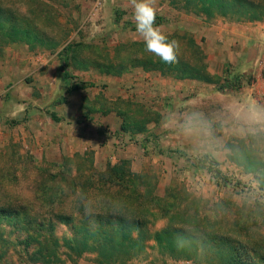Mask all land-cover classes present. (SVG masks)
Segmentation results:
<instances>
[{"label": "rangeland", "instance_id": "obj_1", "mask_svg": "<svg viewBox=\"0 0 264 264\" xmlns=\"http://www.w3.org/2000/svg\"><path fill=\"white\" fill-rule=\"evenodd\" d=\"M0 3L42 37L31 45L0 43V200L15 199L34 208L37 215L32 214L45 227L31 232V238L41 235L59 242L56 257L46 264L97 260V252L72 259L64 242L74 237V229L58 222L55 214L72 216L80 224V208L107 199L109 192L95 185L112 182L115 166L145 178L139 181L141 200L124 190L111 194L120 195L114 205L127 211L139 208L147 216L149 233L166 230L172 217L182 215L192 232L230 237L233 246L261 260L254 252L264 256V110L250 111L243 96L257 78L246 71L243 86L227 90L240 96L236 103L230 101L235 109L216 113L212 102L199 101L192 83L194 107L188 111L182 96L174 99L163 92L175 83L182 87L183 80L168 85L162 72L183 65L194 71L202 65L208 74H218L220 65L210 57L209 45L214 24L264 23L263 1L255 10L260 18L252 20L240 13L209 18L187 0H155L154 26L179 45L174 65L145 50L131 0ZM1 63L9 69L2 70ZM261 63L258 71L264 75ZM229 66L235 67L226 63V72ZM234 73L243 74V69ZM74 86L82 89L69 93ZM243 154L248 156L244 160ZM207 156L219 163L227 183L214 179L203 165ZM87 187V192L80 190ZM45 192L55 196V203L47 201ZM168 204L173 206L166 211ZM190 217H199L201 230L185 220ZM2 230L7 241L0 245V264H43L33 260L38 240L27 242L28 235L14 233L7 222ZM132 237H138L136 231ZM213 244L200 247L194 259L177 261L151 239L146 251L127 264H220Z\"/></svg>", "mask_w": 264, "mask_h": 264}, {"label": "trees", "instance_id": "obj_2", "mask_svg": "<svg viewBox=\"0 0 264 264\" xmlns=\"http://www.w3.org/2000/svg\"><path fill=\"white\" fill-rule=\"evenodd\" d=\"M261 1L264 2V0ZM261 1L187 0V3L209 18L240 13L254 20L260 18L258 15H255V10L260 7L257 2ZM198 8L200 10H198ZM33 41L42 42V37L38 31L30 25L16 20L14 16H12L11 11L6 9L3 3H0V43L6 44L15 42L31 45ZM65 65H67V60H65ZM200 67L194 68L196 69L194 71L199 72H194L190 67H184L183 65L181 70H171L162 72V74L165 77L172 76L176 79H200L205 82H211L213 77H209V74L206 72L207 67L202 65H200ZM64 74L67 78V69L64 70ZM227 76L221 88L222 90H236L243 86L244 76L232 78L229 76V72H227ZM81 89L82 88L79 86H74L70 88L69 93ZM232 150L234 153L238 151L237 147H234ZM245 153L248 152L244 151V154ZM244 154L240 157L242 160L245 159L244 157L246 155ZM232 159H234V157ZM203 165L207 167L214 179L227 183V179L219 168L218 162L207 156L204 158ZM110 172L114 175L112 182L108 183L106 186L95 185L96 189L109 192L107 199L104 198V200L98 203L95 202L94 206L89 205L88 207L83 206V208H80V210L83 211L81 213L83 219L80 224H75V220L72 216L62 215L60 213L55 214V218L58 222L63 225H69L74 229V237L65 239L64 242V247L69 251V255L72 259L76 258L77 260L87 253L97 252L98 257L96 261L100 264H127L131 260L141 256L147 249V242L152 239L158 243L163 251L177 261L194 259L198 255L200 247L207 248L208 244L214 243L211 249L215 250L216 257L220 264H264V256L262 254L253 251L256 256L260 255L258 258L261 260H252L249 252L244 248L241 249L233 246L230 237L221 236L220 233L203 235L192 232L187 227L186 222L182 220V215L172 217L170 226L166 230L156 233L155 235L149 233L146 226L147 216H145L139 208L127 211L123 207L119 208L114 205L113 202H115V204L119 202L118 199L120 195L111 194V192L115 190H124L126 193L127 191L131 192L135 200H141L143 195L139 181L145 178L137 175L134 176L130 172L127 173L119 166L111 168ZM80 190L87 192L89 188H81ZM45 197L48 202L52 201V203H55V196L51 195L49 192H45ZM172 206L173 205L170 206L168 204V210L166 208H164V210L169 211V208ZM90 208H94L92 212ZM31 210L37 215L34 208L18 203L15 199L2 198V200H0V245L7 241L3 238L5 232L2 230L3 225L7 222L15 229L14 233L24 232L27 234V242L34 241L35 243V241L38 240V254L36 255L37 258L33 260L46 264L52 261V257H56L54 250L55 248H59V242L54 241L50 243V238L41 235L39 238H31V232L36 234V230H43L45 227L44 222H41L37 216L33 215ZM185 220L189 223H193L192 225L196 227L197 230H201V224L198 221L199 217H190V220L188 218ZM133 231H136L138 237H132ZM92 240H96L97 245L92 246L90 244Z\"/></svg>", "mask_w": 264, "mask_h": 264}, {"label": "crops", "instance_id": "obj_3", "mask_svg": "<svg viewBox=\"0 0 264 264\" xmlns=\"http://www.w3.org/2000/svg\"><path fill=\"white\" fill-rule=\"evenodd\" d=\"M209 45L211 46L210 49L212 51L210 57H213L214 61L218 62V65H220V71L218 72V74H212L209 70V75L210 77H213V80L211 82H205L200 79H181L183 80L182 87H179L175 83V86L173 88H165L164 90L166 91L163 90V92L167 93L171 97H174V99L182 96L184 98L183 105L186 108H189L188 111H190L191 107H194L192 104L194 103L192 101L194 97L190 95L191 91L193 93L195 92V90H191L192 83L199 89V91L196 92L197 94H199V97H201V100L199 101L212 102V104L214 105L213 109L217 110L216 113L222 112L226 109L233 110L235 109L234 103H236V98L240 99V96H238L237 94L229 93V90L227 91L221 89L225 83L226 77H228L227 72L224 70V65L227 63L228 65L235 66H229L231 70H229L230 72H228L229 76H231L232 78L246 75V71L249 73L253 72L254 77L257 78L256 84L248 87V89L245 90L246 94L243 92V96L245 99H247L246 103L248 105L250 104V111L255 109L264 110V75L260 71H258V67L261 62V64L263 65L262 68H264V23H250V25L245 26L228 25L223 22L214 24L213 29L210 33ZM31 58V56H28L26 58V66L28 68L31 64ZM17 61L14 58L12 60V62L14 63H16ZM33 61H35V59ZM43 65L46 66L47 64L45 63ZM248 66L250 67L247 68ZM1 67L2 70L6 68L9 69V64L1 63ZM241 68L243 69V74L234 73V70H238ZM245 68H247V70ZM37 76L38 75L34 76V79H36ZM7 77H9V74L7 75ZM3 78H6V75L3 76ZM163 78L167 81L168 85L176 80V78H172V76H164ZM185 82L188 83L185 84ZM232 100H234V103L230 102ZM243 107H246V104H244ZM195 109L196 108H194V110ZM56 141H59L61 143L62 139H56ZM52 143L53 142H50V144ZM90 261V263H87L84 260H81L82 263L80 264H95L97 262L96 260ZM170 264L184 263L171 262Z\"/></svg>", "mask_w": 264, "mask_h": 264}, {"label": "clouds", "instance_id": "obj_4", "mask_svg": "<svg viewBox=\"0 0 264 264\" xmlns=\"http://www.w3.org/2000/svg\"><path fill=\"white\" fill-rule=\"evenodd\" d=\"M134 6V19L136 21V31L143 37L145 50L155 55L159 62L166 65H174L178 62L177 41H169L167 36L155 27L156 9L155 0H131ZM257 122L261 121L259 114Z\"/></svg>", "mask_w": 264, "mask_h": 264}, {"label": "built area", "instance_id": "obj_5", "mask_svg": "<svg viewBox=\"0 0 264 264\" xmlns=\"http://www.w3.org/2000/svg\"><path fill=\"white\" fill-rule=\"evenodd\" d=\"M262 65V64H261ZM263 66V65H262ZM184 264H190V263H184Z\"/></svg>", "mask_w": 264, "mask_h": 264}]
</instances>
